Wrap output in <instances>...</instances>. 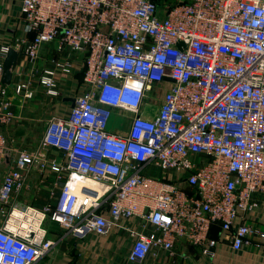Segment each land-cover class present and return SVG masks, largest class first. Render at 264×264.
Instances as JSON below:
<instances>
[{"label":"built area","instance_id":"built-area-1","mask_svg":"<svg viewBox=\"0 0 264 264\" xmlns=\"http://www.w3.org/2000/svg\"><path fill=\"white\" fill-rule=\"evenodd\" d=\"M17 23L21 34L0 43V168L11 164L0 184V264L46 256L55 246L47 222L81 239L135 219L132 264L157 251L173 262L180 242L209 260L222 243L263 248L264 228L244 219L264 198V0H20ZM10 50L19 71L5 86ZM38 60L46 96L59 97V76L76 67L84 91L30 152L5 129L18 119L14 102L35 97L23 74ZM147 102L158 104L152 118L142 116ZM113 109L133 114L123 135L106 131ZM50 150L64 163L45 161ZM32 166L62 185L40 209L14 206Z\"/></svg>","mask_w":264,"mask_h":264},{"label":"crops","instance_id":"crops-1","mask_svg":"<svg viewBox=\"0 0 264 264\" xmlns=\"http://www.w3.org/2000/svg\"><path fill=\"white\" fill-rule=\"evenodd\" d=\"M19 6L20 0H0V43L21 34V26L17 23ZM44 54L43 50L41 57ZM71 57L79 58L76 55H71ZM43 65L44 61L38 60L32 67L34 70L32 75L23 74L26 79L30 80L36 94L33 100L20 104L17 101L14 102V112L18 119L5 129L8 138L14 141L15 147L30 152L37 149L48 121L52 118H66L72 108V100L84 91L80 68L76 67L72 76H59V97L46 96L37 82ZM30 67L27 66V69L30 70ZM16 70L19 71L18 67ZM157 106V102L144 103L142 116L152 118L157 112ZM132 117L133 114L130 112L113 109L106 131L123 135ZM18 133L21 136L15 141L14 134ZM41 155L47 162L56 159L57 162L64 163L62 154L56 150L43 152ZM9 163L10 161L7 160L6 164L0 168V184L6 171L5 168L11 166ZM25 173L22 190L13 194L11 203L14 206H31L40 209L48 203L50 192L57 193L63 182L57 180L55 175L48 170L38 171L33 166ZM244 223L260 229L264 228V198L259 200L255 210L245 216ZM47 230L55 246L35 264H132L127 260L133 243L129 230L137 231L139 226L135 219L121 220L106 236L87 233L81 239L73 238L52 222H47ZM149 231L151 227L144 230L145 233ZM176 254L177 257L172 262L165 252L157 251L139 264H264V242L261 249L253 245L239 252H233L227 244L222 243L215 249V257L211 260L203 258L196 247L180 242V245L176 247Z\"/></svg>","mask_w":264,"mask_h":264},{"label":"water","instance_id":"water-1","mask_svg":"<svg viewBox=\"0 0 264 264\" xmlns=\"http://www.w3.org/2000/svg\"><path fill=\"white\" fill-rule=\"evenodd\" d=\"M18 53L14 50H10L4 61V68L2 74V84L5 86H10L13 79L14 70L17 65ZM171 81V80H169ZM76 100H72V107L74 106Z\"/></svg>","mask_w":264,"mask_h":264},{"label":"rangeland","instance_id":"rangeland-1","mask_svg":"<svg viewBox=\"0 0 264 264\" xmlns=\"http://www.w3.org/2000/svg\"><path fill=\"white\" fill-rule=\"evenodd\" d=\"M164 1L165 0H159V2H161L162 4L164 3ZM20 136H21L20 133L14 134L15 141H17ZM149 171L152 173L151 176L156 175V174H159V170L158 169H155V168H150Z\"/></svg>","mask_w":264,"mask_h":264},{"label":"trees","instance_id":"trees-1","mask_svg":"<svg viewBox=\"0 0 264 264\" xmlns=\"http://www.w3.org/2000/svg\"><path fill=\"white\" fill-rule=\"evenodd\" d=\"M158 4H162L161 2H159V0H155ZM175 2V0H165L163 4L165 3H169V4H173ZM55 224V223H54ZM57 225V224H56ZM58 226V225H57ZM59 227V226H58ZM46 228H47V223H46ZM57 230H59L57 228Z\"/></svg>","mask_w":264,"mask_h":264}]
</instances>
